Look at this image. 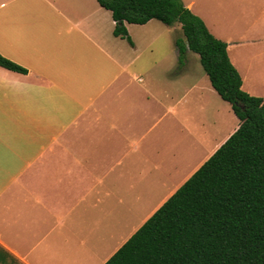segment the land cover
I'll return each instance as SVG.
<instances>
[{
    "label": "crops",
    "instance_id": "crops-1",
    "mask_svg": "<svg viewBox=\"0 0 264 264\" xmlns=\"http://www.w3.org/2000/svg\"><path fill=\"white\" fill-rule=\"evenodd\" d=\"M183 1L250 90L264 0ZM153 20L126 22L130 42L99 0H0V53L27 69L0 65V264H93L108 250L104 264L145 223L115 246L130 212L105 209L124 188L182 175L157 210L239 127L193 74L191 50L180 65L184 36L154 55Z\"/></svg>",
    "mask_w": 264,
    "mask_h": 264
},
{
    "label": "trees",
    "instance_id": "trees-1",
    "mask_svg": "<svg viewBox=\"0 0 264 264\" xmlns=\"http://www.w3.org/2000/svg\"><path fill=\"white\" fill-rule=\"evenodd\" d=\"M132 39L126 22L180 24L179 63L199 54L214 88L240 120L229 138L104 264H264V97L242 88L228 43L183 0H99ZM0 65L27 69L0 53Z\"/></svg>",
    "mask_w": 264,
    "mask_h": 264
},
{
    "label": "rangeland",
    "instance_id": "rangeland-1",
    "mask_svg": "<svg viewBox=\"0 0 264 264\" xmlns=\"http://www.w3.org/2000/svg\"><path fill=\"white\" fill-rule=\"evenodd\" d=\"M134 26H136L135 28L138 29L143 28L140 25ZM149 26V33L156 37V40L154 41V55L163 51H167L169 45L171 48H173V44L168 43V38L172 39L171 37H175L177 35L184 36L181 27L175 30L172 25H167L159 19H154ZM138 33L141 34L142 32L138 31ZM188 59L190 60L189 65L192 71L195 72L193 74H196L198 77H200L204 88L209 86L212 90H214L210 79L201 63L199 54L192 51L188 56ZM247 68H249L250 72L244 74L248 76V80L245 82V87H249L250 90H247L246 88L245 90L249 91L252 95L264 96V60L258 57L253 63H249ZM219 137V139H221L224 136L220 135ZM178 178L182 180L183 177L182 175H179ZM180 179L168 178V184L166 186L157 183L144 186L143 182L140 180L136 185L124 188L126 194L125 192L124 194H121L122 197L124 196V200L117 202L114 209L110 208L109 206H107L105 209V212H130L129 224L124 225L127 227H124L121 231L115 246L121 240L128 237L135 228L140 227L151 216V214L156 211L157 206L161 204L162 197L166 192L170 191L171 189H175L176 186H174V184ZM109 203L110 202H108V205ZM106 215L107 213L103 214V217ZM91 246L102 247V245L96 242L94 239H91ZM107 252L108 250H104L99 258L94 259L93 264H101Z\"/></svg>",
    "mask_w": 264,
    "mask_h": 264
}]
</instances>
